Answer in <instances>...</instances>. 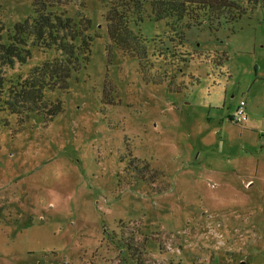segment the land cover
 Listing matches in <instances>:
<instances>
[{"label":"rangeland","instance_id":"374dc122","mask_svg":"<svg viewBox=\"0 0 264 264\" xmlns=\"http://www.w3.org/2000/svg\"><path fill=\"white\" fill-rule=\"evenodd\" d=\"M34 1L0 0L3 41L33 16ZM78 2L67 14L88 17L94 38L68 90L45 93L62 112L49 123L33 115L15 133L14 116L0 125V264H264L260 0H240L247 14L231 24L186 29V65L154 52L167 20L145 18L137 29L151 74L168 75L160 84L110 46L106 8ZM29 49L7 76L56 55ZM240 99L246 117L237 125Z\"/></svg>","mask_w":264,"mask_h":264},{"label":"trees","instance_id":"16d2710c","mask_svg":"<svg viewBox=\"0 0 264 264\" xmlns=\"http://www.w3.org/2000/svg\"><path fill=\"white\" fill-rule=\"evenodd\" d=\"M97 1L106 8L104 20L110 46L135 57L143 78L154 84L167 81L168 75H158V71L151 74L154 65L148 54V39L137 29L145 18L167 20L168 33L165 37L152 39L160 47L154 52L164 61H170L171 65H186L189 62L188 55L183 51L186 29L200 27L204 23L211 29L228 25L241 19L248 11L240 0ZM78 3V0H35L33 16L16 22L8 32L7 41L0 37V125L9 126L8 118L14 116L17 125L14 133L20 131L33 115L49 123L61 113V102L58 99L46 100L45 93L68 90L73 75L90 62L94 38L90 35L91 20L81 12L75 17L67 14L66 7ZM259 3L264 9V0ZM30 47L43 52L54 49L56 55L44 59L26 75L7 76V68L28 60ZM226 60V54H219L217 64ZM190 78L193 80L191 84L199 82L192 75ZM174 81V77L170 79V89L179 90L181 83L174 85Z\"/></svg>","mask_w":264,"mask_h":264},{"label":"built area","instance_id":"2783aa9c","mask_svg":"<svg viewBox=\"0 0 264 264\" xmlns=\"http://www.w3.org/2000/svg\"><path fill=\"white\" fill-rule=\"evenodd\" d=\"M246 117V101L244 99H240L233 111L231 121L235 124H240Z\"/></svg>","mask_w":264,"mask_h":264}]
</instances>
